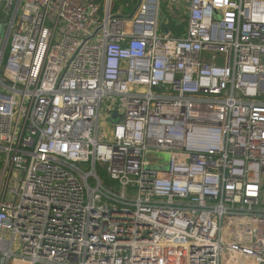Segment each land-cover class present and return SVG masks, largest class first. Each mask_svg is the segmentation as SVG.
Instances as JSON below:
<instances>
[{
	"label": "built area",
	"instance_id": "built-area-1",
	"mask_svg": "<svg viewBox=\"0 0 264 264\" xmlns=\"http://www.w3.org/2000/svg\"><path fill=\"white\" fill-rule=\"evenodd\" d=\"M0 25V264H264V0H0Z\"/></svg>",
	"mask_w": 264,
	"mask_h": 264
},
{
	"label": "water",
	"instance_id": "water-1",
	"mask_svg": "<svg viewBox=\"0 0 264 264\" xmlns=\"http://www.w3.org/2000/svg\"><path fill=\"white\" fill-rule=\"evenodd\" d=\"M2 31H3V27L0 25V35L2 34ZM115 119V116H112V121ZM146 159H147V161L149 162V163H152L153 161H154V156H152V155H147L146 156ZM158 161H159V165L158 166H160V167H165L166 166V162H165V159H163V158H160V159H158ZM152 164H150V166H151Z\"/></svg>",
	"mask_w": 264,
	"mask_h": 264
},
{
	"label": "rangeland",
	"instance_id": "rangeland-1",
	"mask_svg": "<svg viewBox=\"0 0 264 264\" xmlns=\"http://www.w3.org/2000/svg\"><path fill=\"white\" fill-rule=\"evenodd\" d=\"M186 10L184 11V14H186ZM162 14L163 15H166V13L165 12H162ZM175 25L174 24H172L171 22H170V24H168V26H167V28L168 29H171L172 27H174ZM0 39H1V36H0ZM0 68L2 69L3 68V65H2V63H1V65H0ZM104 113H105V108L103 107L102 108V116H104Z\"/></svg>",
	"mask_w": 264,
	"mask_h": 264
},
{
	"label": "crops",
	"instance_id": "crops-1",
	"mask_svg": "<svg viewBox=\"0 0 264 264\" xmlns=\"http://www.w3.org/2000/svg\"><path fill=\"white\" fill-rule=\"evenodd\" d=\"M182 25H184V27H185V24L184 23ZM171 31L173 32V34H175L174 31H176V33L178 32L177 35H180L181 34V31L179 30L178 26L172 27L171 28Z\"/></svg>",
	"mask_w": 264,
	"mask_h": 264
},
{
	"label": "trees",
	"instance_id": "trees-1",
	"mask_svg": "<svg viewBox=\"0 0 264 264\" xmlns=\"http://www.w3.org/2000/svg\"><path fill=\"white\" fill-rule=\"evenodd\" d=\"M183 27H184V25H180V26H178L179 30L182 29ZM174 33H175L174 35L177 36V33H178V32L176 33V31H174ZM102 178H104L105 181H107V178H106L104 175L102 176ZM107 182H108V181H107Z\"/></svg>",
	"mask_w": 264,
	"mask_h": 264
}]
</instances>
